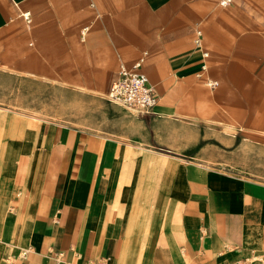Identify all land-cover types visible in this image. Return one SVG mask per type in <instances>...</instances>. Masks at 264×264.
<instances>
[{
    "label": "crops",
    "instance_id": "obj_1",
    "mask_svg": "<svg viewBox=\"0 0 264 264\" xmlns=\"http://www.w3.org/2000/svg\"><path fill=\"white\" fill-rule=\"evenodd\" d=\"M121 66L156 93L137 113L147 140L4 124L0 264H264L250 259L264 257V192L201 168L215 150L173 157L157 182L154 139L183 151L224 131L264 149V0H0V70L108 96Z\"/></svg>",
    "mask_w": 264,
    "mask_h": 264
},
{
    "label": "rangeland",
    "instance_id": "obj_2",
    "mask_svg": "<svg viewBox=\"0 0 264 264\" xmlns=\"http://www.w3.org/2000/svg\"><path fill=\"white\" fill-rule=\"evenodd\" d=\"M11 111L20 112L22 116L14 115ZM7 116L19 117L20 123L55 122L63 127L93 128L100 136L123 140L132 144L149 138L145 125L140 122L136 111L126 109L121 104L112 101L108 96L97 95L75 89L60 83L51 82L33 76L11 74L0 70V140L4 138ZM181 125L188 126L181 121ZM12 133V132H11ZM217 135L205 136L195 147L163 146L168 135L161 133L160 139L154 136L160 147L156 151L167 155L157 169V182H161L163 171L174 168L178 162L173 157L193 161L188 166L199 163L192 159L197 151H219L221 162L199 163L207 170L219 169L226 175H238L240 180L247 183L255 192H264V149L249 145L239 140L231 143L224 131ZM189 137V136H188ZM160 140V141H159ZM126 150H130L127 148ZM129 156L133 155L129 152ZM197 157V156H196ZM177 162V163H176ZM259 197V195H257ZM260 197H264L262 193ZM264 240V239H263ZM264 246V242H263ZM251 260L264 262V257L253 254Z\"/></svg>",
    "mask_w": 264,
    "mask_h": 264
},
{
    "label": "built area",
    "instance_id": "obj_3",
    "mask_svg": "<svg viewBox=\"0 0 264 264\" xmlns=\"http://www.w3.org/2000/svg\"><path fill=\"white\" fill-rule=\"evenodd\" d=\"M194 43L197 46L201 45L200 36L198 31ZM207 53H203L206 57ZM210 87H215L216 82H208ZM108 97L121 104L124 108L134 110L138 114H149L153 111L157 104V96L153 87L149 84L147 77L139 72L129 70L121 66L117 77L113 80ZM27 251L22 253L25 256Z\"/></svg>",
    "mask_w": 264,
    "mask_h": 264
},
{
    "label": "bare ground",
    "instance_id": "obj_4",
    "mask_svg": "<svg viewBox=\"0 0 264 264\" xmlns=\"http://www.w3.org/2000/svg\"><path fill=\"white\" fill-rule=\"evenodd\" d=\"M11 113H13L14 115H19V116L24 115L25 116V114H22L16 111H11ZM18 120H21V119L19 117H10V119H7L6 121V124L8 123L10 131L13 133H15L17 130L19 131L20 126L23 124V123H20Z\"/></svg>",
    "mask_w": 264,
    "mask_h": 264
}]
</instances>
